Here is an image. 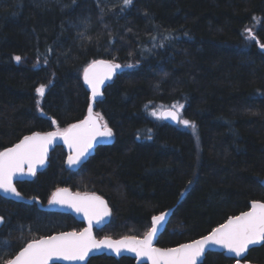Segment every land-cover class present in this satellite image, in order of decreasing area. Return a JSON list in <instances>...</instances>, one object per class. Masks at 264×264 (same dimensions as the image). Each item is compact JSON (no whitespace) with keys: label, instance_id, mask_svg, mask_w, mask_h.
<instances>
[{"label":"trees","instance_id":"16d2710c","mask_svg":"<svg viewBox=\"0 0 264 264\" xmlns=\"http://www.w3.org/2000/svg\"><path fill=\"white\" fill-rule=\"evenodd\" d=\"M58 1H0V151L81 120L89 105L82 71L99 58L123 66L95 103L114 140L77 170L55 148L34 179L16 182L23 197L44 205L61 186L99 193L112 216L97 237L142 236L155 214L173 207L161 247L205 235L251 200L264 201V0ZM173 105H183L189 126L152 115ZM38 204L0 196V257L80 228ZM246 259L264 264V242ZM232 261L207 252L202 264ZM86 264L133 259L99 255Z\"/></svg>","mask_w":264,"mask_h":264},{"label":"snow or ice","instance_id":"6c2138e0","mask_svg":"<svg viewBox=\"0 0 264 264\" xmlns=\"http://www.w3.org/2000/svg\"><path fill=\"white\" fill-rule=\"evenodd\" d=\"M131 3L132 0H123L124 6ZM246 31L253 40L256 39L251 29ZM80 35L83 36V33ZM260 47L264 49V44H260ZM14 59L19 62L21 57L15 56ZM120 67L119 64L111 61L94 60L84 69V81L91 88L93 100L101 95L100 86L104 81L111 79L115 70ZM36 91L43 96L45 86L41 85ZM179 108H183V105H179ZM179 108L173 105L159 114L153 111L152 115L171 118L189 126L191 124L189 120L180 118ZM102 119L99 113L93 114L90 105L88 116L79 123L71 124L55 132L33 133L25 136L13 147L0 151V190L19 197L20 193L13 183L14 178L25 175L35 176L38 167L43 166L47 159L49 146L57 137H61L74 152L68 157L69 166L81 163L98 138H110L113 135L112 129L106 123H100ZM192 126L195 127V125ZM49 202L67 205L76 212H82L88 219V227L81 232H61L58 235L32 239L14 254L5 252L4 255L10 258L0 257V264H50V261L54 259L83 261L93 249L101 247H107L117 255L123 251L133 252L137 257L147 258L151 264H198L211 245H219L230 253H234L235 257L244 258L250 245L264 242V202L259 201L252 202L251 210L229 217L209 235L190 243L180 244L175 248L153 246V238L158 232V226L165 219L164 214L152 217V227L142 239L136 236H125L120 240L106 237L98 241L92 234L93 222L99 225L111 215L106 202L101 197L95 193H72L67 188H58L52 193ZM3 222L4 217L0 216V223ZM236 264H240V261L237 260Z\"/></svg>","mask_w":264,"mask_h":264},{"label":"water","instance_id":"95a60500","mask_svg":"<svg viewBox=\"0 0 264 264\" xmlns=\"http://www.w3.org/2000/svg\"><path fill=\"white\" fill-rule=\"evenodd\" d=\"M262 49V48H261ZM262 51L264 52V49H262ZM96 60H105V61H111L109 59H104V58H99V59H96ZM94 61V60H93ZM112 63H115V64H119L121 67L116 69L115 70V73L112 75L111 79H108V80H105L104 83L100 86V92H101V95L98 96L95 100L92 99V92H91V88L89 87L88 84L85 83L84 81V69L88 67L89 64L92 63V61L90 63H88L85 68L83 69L82 71V81H83V84L85 86V88L87 89V91L89 92V105L87 107V110H86V114L84 115V117L73 123V124H76V123H79L80 121L84 120L87 116H88V108L89 106L91 105L92 107V110H93V114H96L97 111L95 110V103L100 100L103 96V92L105 90V88L107 87V85L109 83H111V81H113L115 79V77L121 73V71L123 70V66L119 63V62H113L111 61ZM170 107L168 108H164L162 109L161 111H164L165 109H169ZM100 115V114H99ZM180 115V113H179ZM101 116V115H100ZM162 120L172 126H175L178 124V121L176 120H172L171 118H162ZM101 124H104L106 123L104 121V119H102L100 121ZM109 128H111L109 125H107ZM36 132H39V133H47V132H55V131H35V132H31L29 134H26L24 135L20 140H18L16 143H14L13 145L7 147V148H10V147H13L15 144L19 143L25 136H30L32 135L33 133H36ZM113 133V131H112ZM114 140V135H112L110 138H98L97 142H95L93 144V147L89 150V152L87 153V155L85 156V158L82 159L81 163L77 164V165H72V166H69V164L67 163V160H68V157L69 155H73L74 152H72L68 145L64 143L63 139L61 137H57L53 143L49 146V149H48V154H47V159L45 160V163L43 166H40L38 167V170L36 172L39 173L41 171H43L47 165H48V162H49V157L52 153V151L56 148V147H60L63 149L64 153H65V157H64V165L66 168L68 169H71V170H77L79 169L83 164H85L87 162V160L92 156L94 155L95 153V149L98 147V146H103V145H110ZM5 149V148H4ZM3 149V150H4ZM1 150V151H3ZM35 176H30V175H25V176H22V177H16L14 178L13 180V183L16 187V182H22V181H29V180H32ZM261 185L264 187V178L261 180ZM59 188H67L69 189L68 187H59ZM17 189V187H16ZM58 189V188H57ZM56 189V190H57ZM55 190V191H56ZM72 193H76V191H73L71 189H69ZM18 191V190H17ZM54 191V192H55ZM81 194L83 193H95L97 196L101 197L107 204L108 206V209L110 210V213L112 214V211H111V208L110 206L108 205L107 203V200L101 196L99 193L97 192H79ZM0 196L3 197V198H6V199H10V200H13V201H16V202H33V201H36V199L32 198V199H27L25 197H23L21 194L19 197L17 196H14L10 193H5L4 191L0 190ZM253 201H259V202H264L262 200H251L248 204V208L243 210V211H240L238 213H235V214H230L227 216V218L222 221L220 224H223L225 223L229 217H232V216H238L240 215L242 212H246V211H249L251 210V204ZM45 210H50V211H53V212H60V213H66V214H70L71 216L74 217L75 220L79 221V222H83L84 223V227L80 230V231H75V232H81L83 231L85 228L88 227V219L85 217V215L82 213V212H76L73 208H70L68 207L67 205H60V204H53V203H50L49 206L47 207H44ZM172 213H173V207L171 208H168L162 212H159L157 214H155L154 216H158V215H161V214H164L165 215V219L164 221L161 222V224L158 226V232L156 234V236L153 238V246L154 247H158V248H175V247H178L180 244H185V243H190L194 240H198V239H201L202 237L206 236V235H209L211 233V231L218 227L220 224H218L217 226L213 227L208 233H206L205 235H202V236H199L193 240H190V241H186V242H182L180 244H177V245H173V246H168V247H161L159 245H157V241H158V238L160 236V234L165 230L171 216H172ZM110 218H111V215L106 217L102 222L101 224L97 225L95 224V222H93V228H92V234L93 236L95 237L96 240H103L105 239L106 237L107 238H110L112 240H120L122 238H124L125 236H121V237H118V238H113V237H109V236H103L101 238H98L96 235H95V232L94 230L95 229H101L102 227H104L106 224L109 223L110 221ZM1 225V223H0ZM152 227V218H151V225H150V228ZM149 228V229H150ZM148 229V230H149ZM61 232H73V230H64V231H59V232H53L51 234H48V235H43V236H49V235H58L59 233ZM144 236V235H143ZM143 236H136L138 238H143ZM42 237V236H41ZM40 238V237H39ZM37 238V239H39ZM263 242H261L260 244H256V245H250L249 246V250L253 247H258L262 244ZM25 246V245H24ZM20 250V249H19ZM207 252H218V253H223V255L227 258H230V259H233V262L230 263V264H236V261L239 260L240 261V264H263V263H259V262H254V261H250V260H244L248 254V252L245 254V257L244 258H241V257H235V254L234 253H230L227 249L219 246V245H211L209 246L206 251H205V254L200 258V260L198 261V264H202L203 262V259L206 255ZM99 255H106V256H109V257H113L115 259H118L120 257H129V258H132L134 260V263L133 264H151L150 261L147 260V258H141V257H137L135 253L133 252H128V251H123L120 255H117L114 251H112L111 249L107 248V247H101V248H98V249H93L89 255L85 258V260L83 261H65V260H62V259H54L52 261H50V264H55V263H58V264H86L88 262V260L91 258V257H95V256H99Z\"/></svg>","mask_w":264,"mask_h":264},{"label":"flooded vegetation","instance_id":"af4514ba","mask_svg":"<svg viewBox=\"0 0 264 264\" xmlns=\"http://www.w3.org/2000/svg\"><path fill=\"white\" fill-rule=\"evenodd\" d=\"M96 150V149H95ZM84 165V164H83ZM82 165V166H83ZM81 166V167H82ZM38 174V173H37ZM36 174V175H37ZM35 175V176H36ZM35 178V177H34ZM33 178V179H34ZM30 181V180H29ZM61 187H64V186H61ZM69 188V187H68ZM71 189V188H70ZM56 190V189H55ZM72 190V189H71ZM73 191H76V190H73ZM78 192V191H77ZM79 192H95V191H79ZM53 193V192H52ZM52 193H51V196H50V198L45 202V204L44 205H42V204H40L41 202H39L36 198H34V199H36V201H33V202H37V203H39L38 205H40V207L41 208H44V207H47V206H49L50 205V200H51V197H52ZM32 199V198H31ZM30 203V202H29ZM108 203V202H107ZM109 205V204H108ZM64 214H66V213H64ZM70 215V214H69ZM73 217V216H72ZM74 218V217H73ZM77 221V220H76ZM77 222H79V221H77ZM80 224H81V226H80V228L78 229V230H74V229H68V230H73V231H80L83 227H84V223L83 222H79ZM62 231H64V230H62ZM96 231V229L94 230V232ZM59 232V231H58ZM95 235H96V233H95ZM97 236V235H96ZM158 245V244H157ZM177 245V244H176ZM173 246V245H172ZM129 258V257H128ZM119 259V258H118ZM132 259V258H131ZM245 260V259H244ZM247 260V259H246ZM233 262V261H232ZM133 263H134V260H133Z\"/></svg>","mask_w":264,"mask_h":264},{"label":"rangeland","instance_id":"374dc122","mask_svg":"<svg viewBox=\"0 0 264 264\" xmlns=\"http://www.w3.org/2000/svg\"><path fill=\"white\" fill-rule=\"evenodd\" d=\"M1 1V0H0ZM3 1V0H2ZM31 2H34V3H37V4H41V3H47V2H50V3H55V4H58L59 1L58 0H29ZM89 27V26H88ZM112 61V60H111ZM115 62V61H113ZM168 108V107H167ZM171 108V107H170ZM164 109V108H163ZM65 129V128H63ZM63 129H59V130H63Z\"/></svg>","mask_w":264,"mask_h":264}]
</instances>
